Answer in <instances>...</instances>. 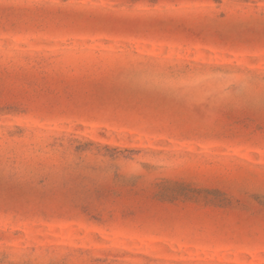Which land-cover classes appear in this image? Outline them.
I'll return each instance as SVG.
<instances>
[{"label":"rangeland","instance_id":"rangeland-1","mask_svg":"<svg viewBox=\"0 0 264 264\" xmlns=\"http://www.w3.org/2000/svg\"><path fill=\"white\" fill-rule=\"evenodd\" d=\"M0 264H264V0H0Z\"/></svg>","mask_w":264,"mask_h":264}]
</instances>
